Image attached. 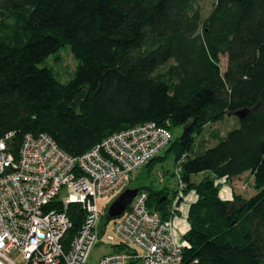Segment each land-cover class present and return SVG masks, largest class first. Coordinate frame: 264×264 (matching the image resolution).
Segmentation results:
<instances>
[{"label":"trees","instance_id":"trees-1","mask_svg":"<svg viewBox=\"0 0 264 264\" xmlns=\"http://www.w3.org/2000/svg\"><path fill=\"white\" fill-rule=\"evenodd\" d=\"M205 1L0 0V136L15 154L45 133L80 156L143 122L188 128L144 166L172 156L178 187L135 186L164 219L181 214L179 179L178 207L195 193L182 264H264V0H213L206 14ZM67 46L78 65L62 82L42 64ZM247 172L252 196H220L221 181ZM66 212L70 240L84 211Z\"/></svg>","mask_w":264,"mask_h":264},{"label":"built area","instance_id":"built-area-1","mask_svg":"<svg viewBox=\"0 0 264 264\" xmlns=\"http://www.w3.org/2000/svg\"><path fill=\"white\" fill-rule=\"evenodd\" d=\"M7 137L0 136V264H92L99 242L112 251L93 264H182L185 242L179 240L176 216L164 219L151 211L146 190L111 220L117 239L106 235V225L102 233L100 227L99 197L128 185L132 172L169 146L168 122L147 121L115 132L80 156L69 155L45 133L26 134L15 154ZM175 173L180 178L179 166ZM183 186L179 179L172 212L180 210ZM75 203L84 219L68 240L73 222L66 209Z\"/></svg>","mask_w":264,"mask_h":264},{"label":"rangeland","instance_id":"rangeland-1","mask_svg":"<svg viewBox=\"0 0 264 264\" xmlns=\"http://www.w3.org/2000/svg\"><path fill=\"white\" fill-rule=\"evenodd\" d=\"M213 0H206L205 1V9L204 13L206 14L210 10V4ZM227 64V56L222 55L221 56V68L222 70L225 69ZM42 65H47L48 67H51L54 69V71L59 75V79L62 82H66L69 79H71L76 71L78 60L73 56L70 48L63 47L58 52L52 54L49 56L45 63ZM225 120L222 124H217V128L224 132L226 131L229 126H231V122ZM184 132V127L182 126H173L171 128V133L173 136V139H176L178 137H181V135ZM209 133L206 134L203 138L205 139L204 143L201 144V140L198 142L197 150H201L202 148L210 145L213 143V140H210ZM209 138V139H208ZM202 145V146H200ZM166 149L162 150L159 155H164ZM159 172L163 173V179L160 181V175ZM176 166L173 157L171 156L167 160L161 163H157L154 168L149 170L147 167H142L137 169L136 171L132 172L130 174L131 178V186L134 185H142L145 187L151 186L155 189L167 186V187H178V178L176 177ZM195 180H200L202 178V175L195 174L193 176ZM221 184V197L226 198L227 196L231 195L233 197L234 194H239L242 197L248 198L252 196L255 193L254 189V182L253 178L250 175V173H244L241 176L232 178L230 180H224L220 182ZM127 182H125L121 188L118 190H115L113 193L99 197L98 203L100 208L103 210L106 205H109L123 190L124 187L130 186L127 185ZM169 187V188H170ZM223 195V196H222ZM190 202V195L185 196L184 202L180 206L181 214H178V216L175 217V225L178 233L179 240H183V235L188 229V223L185 219L187 212H188V203ZM106 235L113 236L117 239L116 233L112 230V221H109L106 224ZM109 251H112V246L106 245L103 242H99L95 245L90 262L93 264L96 262L100 256H102L104 253H107Z\"/></svg>","mask_w":264,"mask_h":264},{"label":"water","instance_id":"water-1","mask_svg":"<svg viewBox=\"0 0 264 264\" xmlns=\"http://www.w3.org/2000/svg\"><path fill=\"white\" fill-rule=\"evenodd\" d=\"M236 115L239 117H243L245 115V111L236 112ZM188 133V128H184V132L180 137L182 141ZM139 191L138 186H128L125 187L120 194L107 206L106 212L103 215V219L101 221V233L103 232V228L109 221L120 217L124 211L128 208L132 199L135 197L137 192Z\"/></svg>","mask_w":264,"mask_h":264},{"label":"crops","instance_id":"crops-1","mask_svg":"<svg viewBox=\"0 0 264 264\" xmlns=\"http://www.w3.org/2000/svg\"><path fill=\"white\" fill-rule=\"evenodd\" d=\"M189 195H190V202H193L196 199L195 193L191 192ZM231 198H232V196L229 195L225 199H231Z\"/></svg>","mask_w":264,"mask_h":264},{"label":"flooded vegetation","instance_id":"flooded-vegetation-1","mask_svg":"<svg viewBox=\"0 0 264 264\" xmlns=\"http://www.w3.org/2000/svg\"><path fill=\"white\" fill-rule=\"evenodd\" d=\"M131 186V185H130ZM128 187V186H127ZM106 209H107V206H106V208H104L103 210H102V215H104L105 214V212H106Z\"/></svg>","mask_w":264,"mask_h":264},{"label":"bare ground","instance_id":"bare-ground-1","mask_svg":"<svg viewBox=\"0 0 264 264\" xmlns=\"http://www.w3.org/2000/svg\"><path fill=\"white\" fill-rule=\"evenodd\" d=\"M223 196V195H222Z\"/></svg>","mask_w":264,"mask_h":264}]
</instances>
